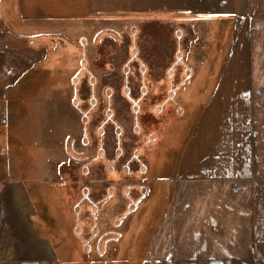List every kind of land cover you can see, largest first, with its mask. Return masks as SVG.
<instances>
[{"label":"crops","instance_id":"0c3cea01","mask_svg":"<svg viewBox=\"0 0 264 264\" xmlns=\"http://www.w3.org/2000/svg\"><path fill=\"white\" fill-rule=\"evenodd\" d=\"M98 17L106 19L100 23H117L119 18L132 17L144 20L142 24L149 21L168 23V26L178 18L221 19L233 24L232 33L236 38L230 43L224 70L188 142L179 170L168 178L142 176L147 193L134 200H138L136 210L147 206L152 209L145 223L151 227L148 237L141 242L137 240L141 248L137 246L136 250L142 249L155 263L264 264V180L253 177V133L247 157L246 150L238 149L236 155L233 147L240 148L243 136L228 130L243 114L250 115L251 123L254 111L264 115V106L253 110L252 90L253 61L259 45L253 36L259 34L258 38L264 34V0H0V132L11 127L13 115L27 113L20 112L12 99L19 94L21 84L34 77L30 76V71L35 67L62 66L66 55L71 56L70 60L76 53L75 48H66V45L62 46L69 52H59L62 46L54 36L81 34L90 30L91 24L84 25ZM110 30L119 34L117 28ZM135 36L130 44L129 40L125 44L128 57L132 58L138 56L134 54ZM141 60L145 65L144 59ZM53 83H57V87L60 82ZM56 87L52 85L50 90H57ZM192 94L187 97L195 99ZM58 96L57 91L54 97ZM46 109L36 111L48 118L34 123L32 130L51 131L50 115L63 111ZM260 120L263 123L258 125L263 130L264 119ZM42 138L32 143L31 151L42 155L28 156L26 160L31 158V164L20 159L21 155L17 154L14 160L0 150V264H87L94 240H99L100 246L99 236L114 235L115 231L101 232L96 225V235L84 245L82 256L73 258L65 254L68 250L58 229V206L45 202L48 186H43L51 174L50 181L57 184L56 189L65 185L58 174L59 164L65 160L51 152L49 148L54 145L48 137L42 134ZM24 160L27 166L23 172ZM51 162L54 163L52 168ZM34 164H37L36 170ZM151 164L149 171L154 168ZM156 182L161 185L153 197L149 188ZM125 194L128 196L129 192ZM117 195L109 193L102 207L94 203L95 221L99 220L106 203ZM76 207L72 205L73 209ZM74 213L78 218L79 211L74 209ZM118 219L115 220V223L120 221L118 225L126 221ZM144 228H140L141 234H145ZM73 233L80 239L76 226ZM145 243L149 245L147 249ZM125 252H119L120 256Z\"/></svg>","mask_w":264,"mask_h":264},{"label":"rangeland","instance_id":"374dc122","mask_svg":"<svg viewBox=\"0 0 264 264\" xmlns=\"http://www.w3.org/2000/svg\"><path fill=\"white\" fill-rule=\"evenodd\" d=\"M103 20L105 17L91 19L84 25L91 24L90 30L75 33L76 36H54L61 46L75 48L76 53L70 60L71 56L66 55L62 66L35 67L30 71V76L34 77L22 83L19 94L12 99L20 112L27 113L13 115L12 129L8 127L0 132L3 135L0 150L14 160L17 154L25 160L28 156H37L39 153L31 151L32 143L36 138L41 141L43 134L54 145L49 148L51 152L65 160L60 162L58 174L66 186L61 184L60 190L56 189L57 184L50 181L52 174L48 176L49 181L42 184L48 186L45 202L58 206V229L68 250L65 254L73 258L82 256L84 245L96 235L97 225L101 232L115 231L117 237L104 242L106 236L103 235L104 239L99 236L100 246L99 240H94L87 264H169L167 261L155 263L142 249L136 250L137 246L141 248L137 240L141 242L148 237L151 226L145 225L146 215L152 209L147 206L146 210L144 207L136 210L133 201L145 195L142 196L140 190L145 184L142 176L168 178L179 170L188 142L224 70L223 64L236 34L232 33L233 24L221 19L178 18L174 20L176 25L174 22L169 26L149 21L142 24L144 20L132 17L119 18L117 23H100ZM111 27L117 28L119 34H113ZM258 35L253 36L259 44H256V55L253 47L256 56L253 110L264 106V34L257 38ZM134 36L136 48L132 53L138 56L132 58L128 57L125 44L127 40L130 44ZM64 46L59 49L62 54L67 50ZM176 54H179L178 59ZM57 80L60 83L56 87L57 83L53 82ZM52 85L57 90H50ZM57 91L60 96L55 98ZM192 92L195 99L187 97ZM43 108L63 110L50 115L53 129L49 132L32 130L34 123L48 118L36 114ZM260 118L264 119V115L254 111L251 123L250 115L243 114L228 130L243 136L240 148L233 147L236 155L238 149L246 150L247 157L253 133V177L264 180V129L259 128L258 124L263 123ZM30 159L26 161L31 164ZM25 160L21 164L23 172L27 166ZM53 164L49 163L51 168ZM150 164L154 165L151 171ZM160 185L157 182L150 185L151 196L157 195ZM109 193L118 194V198L115 196L106 203L99 220L95 221L93 205H103ZM72 205L77 206L74 209L79 211L78 218ZM120 217L126 221L118 225L120 221L115 223V220ZM73 226L77 227L80 239L73 233ZM143 226L145 234L140 233ZM148 246L144 244V248ZM122 251L127 252L120 256Z\"/></svg>","mask_w":264,"mask_h":264},{"label":"trees","instance_id":"16d2710c","mask_svg":"<svg viewBox=\"0 0 264 264\" xmlns=\"http://www.w3.org/2000/svg\"><path fill=\"white\" fill-rule=\"evenodd\" d=\"M133 206H135V203L134 202H133ZM133 206H131V208H133ZM120 219H121V217L118 220H120ZM104 236H106V238ZM104 236H103V239L105 238V241L104 242H106L108 239H113V238H116L117 237V235H113L112 236V234H106Z\"/></svg>","mask_w":264,"mask_h":264},{"label":"flooded vegetation","instance_id":"af4514ba","mask_svg":"<svg viewBox=\"0 0 264 264\" xmlns=\"http://www.w3.org/2000/svg\"><path fill=\"white\" fill-rule=\"evenodd\" d=\"M166 132H167V130H166ZM157 156H158V154H157ZM154 160H156V159H154ZM127 166H130V165L127 164ZM129 169H130V167H129ZM132 172H133V171H132ZM145 189H146L145 186L140 187V190L142 191V195H143V193H144V194L146 193V192H145ZM143 191H144V192H143ZM133 202L136 203V200H134Z\"/></svg>","mask_w":264,"mask_h":264}]
</instances>
